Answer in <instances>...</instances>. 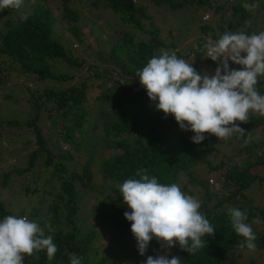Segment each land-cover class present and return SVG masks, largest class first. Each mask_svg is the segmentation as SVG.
Here are the masks:
<instances>
[{
	"label": "trees",
	"instance_id": "trees-1",
	"mask_svg": "<svg viewBox=\"0 0 264 264\" xmlns=\"http://www.w3.org/2000/svg\"><path fill=\"white\" fill-rule=\"evenodd\" d=\"M32 1V4H28L23 0L20 8H6L2 11L11 17L14 13L19 14V19L12 24L11 21L5 22L4 30L0 29V65H16L20 69V75L30 76L40 82L56 79L70 82L76 79L78 72L82 71L83 74H79L80 82L70 83L65 87H45L37 95L30 92V101L36 111L25 121L0 118V138L6 129L21 130L23 126H27L33 128L34 142L37 145L28 155L26 167L13 168L4 174L0 181L1 187H7L8 180L15 181L18 176L41 164L38 162L40 157L45 158L46 164L53 169L52 177L45 180L50 189L43 191L44 184L40 182L33 181L32 185L20 183L21 193L27 203H30V198L32 200L31 196L42 191L45 193L44 198H38V202L29 208L24 205L14 211L0 194V220L8 215L27 217L30 221L38 223L45 236H52L58 249L53 260L47 259L44 250L26 256L23 264H71L66 250L82 257V264H112L109 253H96L93 243L95 233H105L103 229L106 226L123 235L131 229V222L124 215L128 208L120 194L119 185L127 179H139L136 173L140 169H146L150 177L156 176L161 184H172L180 171L194 168L201 156H207L212 150L211 146L219 139L213 134L205 133L204 141L200 144L194 143L191 139L193 132L182 130L174 116L166 117L163 111L156 109L155 103L150 100L147 90L136 76L137 70L142 69L151 57L158 56L163 50L169 54L175 51L178 58L192 63L201 74L203 66L202 69L198 67L196 59L204 56L206 38L216 40L225 30L249 35L264 32V0H234L235 3L228 0L221 3L219 0H143L151 1L159 7H169L171 10L191 8L194 5L208 10L212 17L216 18V15L220 14L215 25L216 19L211 22L212 17L203 13L199 22L192 25L194 33L197 34L184 51L176 48L173 42L168 44L162 38L161 29L152 20L149 25H145L146 19H151L147 2L136 4L134 0H102L104 5L118 16V27L114 31L116 36L109 45L111 50L108 51V57L114 62L113 66L105 64L108 57L101 49L98 50V55L89 52L88 41L83 45L80 55L76 54L71 46L66 47L53 37L52 26L47 20V17L52 16L49 7L52 0ZM56 2L61 9L62 19L67 22L68 32L81 45L85 35L77 23L80 14L74 0ZM244 3L255 4L257 7L246 11L242 7ZM24 7L29 11L23 14L26 10L21 8ZM189 22L192 24L191 18ZM219 25L225 26L221 28ZM103 34L99 33V37L94 38L97 44L101 41L100 35L103 42ZM190 56L194 61H189ZM204 60L213 66L211 75L214 74L219 62L206 57ZM62 64L72 67L74 71L72 68L64 70ZM229 67L239 70L241 66L229 61ZM8 74L6 70H2L0 81ZM8 81L6 80V83ZM258 81L257 90L264 95V77L258 78ZM90 87L96 88L98 92V105L92 116L86 107ZM4 97L10 98V95L5 94ZM48 103L55 109L53 114L48 113V117L52 118L49 120V134L55 132L59 136L57 140H48L50 144L45 140L43 129L38 125L41 114L48 109ZM129 106L141 109L143 113L139 111V114H130ZM54 113L58 116L54 117ZM235 123L243 129L255 130L264 125V117L260 114H248L247 122ZM252 129L245 130V135H252ZM236 138L237 136H233L221 142L230 145ZM245 140L237 143L239 145L235 151V154H245L244 161L215 166L207 164L210 170L220 169L217 187L224 192L211 207H208L212 199L208 190L210 186L204 184L201 175L188 172L191 186L198 185L205 190L204 197L198 198L201 201L200 212L215 229L214 235L202 238L206 241L205 247L190 255L183 251L178 243L169 250L162 248L161 242L153 238L149 243L150 253L147 252L139 258V264H146L148 256L165 254H168L169 259L173 256L180 257L181 264H218L227 253L228 264H237L236 257L248 249H240L237 246L244 238L238 236L231 227L228 216L230 207L247 210L248 219L245 222L250 223L256 235V249L264 250V231L255 232L253 227L257 220L264 226V203L252 205V200L245 192L249 184H261L264 181V174L260 175L254 170L255 166L264 165V137L258 135L247 144ZM63 144L76 151L102 145L100 161L95 164L91 156L80 169H71L69 164L73 160V150L64 151ZM38 171H35V177ZM57 179L58 188L55 187ZM180 188L182 192H197L201 195L196 190ZM107 196L108 201L105 199ZM101 197V202L98 201L97 204ZM87 205L91 206L89 210ZM249 264L257 263L250 259Z\"/></svg>",
	"mask_w": 264,
	"mask_h": 264
},
{
	"label": "clouds",
	"instance_id": "clouds-1",
	"mask_svg": "<svg viewBox=\"0 0 264 264\" xmlns=\"http://www.w3.org/2000/svg\"><path fill=\"white\" fill-rule=\"evenodd\" d=\"M22 3L0 0V11L18 9ZM242 7L252 11L257 5L244 3ZM204 57L219 62L214 74L201 75L175 51L169 54L162 50L137 70L136 76L157 110L166 117L174 116L182 130L194 133V143L204 141L205 133L225 141L233 136L242 138L246 132L235 122H247L250 111L264 116V95L257 90L258 78L264 77V32L249 35L225 30L216 40L208 37ZM229 60L243 66L242 70L230 69ZM251 139L248 136L245 144ZM136 175L139 179L125 180L119 190L131 209L124 215L131 222L140 255H145L153 238L169 250L178 243L190 255L204 248L206 241L202 238L214 235L215 229L200 212V201L186 195L175 183H159L146 169ZM228 216L234 232L244 238L237 246L255 251L256 235L245 222L247 210L230 207ZM44 250L49 261L58 251L52 236H45L38 223L14 215L0 220V264H23L26 256ZM66 254L71 264H82V257L67 250ZM146 264H181V258L148 256Z\"/></svg>",
	"mask_w": 264,
	"mask_h": 264
},
{
	"label": "rangeland",
	"instance_id": "rangeland-1",
	"mask_svg": "<svg viewBox=\"0 0 264 264\" xmlns=\"http://www.w3.org/2000/svg\"><path fill=\"white\" fill-rule=\"evenodd\" d=\"M136 4L140 3H148V10L151 14V19H146L145 25H149L151 23V20L161 29L162 38L165 39V41L170 44L173 42L175 44V47L181 50H186L187 45L191 44L189 43L192 38L197 34L193 31L194 24H197L199 20L201 19L203 13H208L210 17L212 15L208 10H205L203 7H196L192 6L190 7H184L181 10H171L169 7H159L158 5L154 4L151 1H143V0H134ZM225 0H219V2H223ZM24 2L28 4H32V0H24ZM76 9L79 11L80 17L78 20V25L82 27V32L84 33V41L79 45V43L72 38L71 34L67 30V22L62 19L60 15V7L57 5L56 0H52L51 4L49 5L50 12L52 13V16L54 17H47V20L49 24L52 26V36L57 38L60 42H62L66 47H70L74 50L76 54H82L83 52V45L86 43V41L90 42V48H88L89 52H94V54L98 55V50L101 49L102 52L105 54L106 57L110 56L108 55V51H110L111 41L115 38L116 33L114 32L117 29L116 20L118 16L114 15L111 9L104 5V2L102 0H74ZM228 2L235 3L234 0H228ZM98 3V4H97ZM32 7L30 6V9ZM25 9L26 11H23V14L26 13L27 8H21ZM190 12H189V10ZM3 11V10H2ZM0 11V29L4 30V23L11 21L14 22L19 19V14L14 13L12 17L9 14L2 13ZM50 14V13H48ZM47 14V15H48ZM190 15L192 17H190ZM220 17V14L216 15L215 17L211 18V22H214V18L216 19V23H218V18ZM190 18L192 24H190ZM220 26V25H219ZM225 26V25H224ZM223 25L220 27L223 28ZM262 28L264 29V26L262 25ZM195 30V28H194ZM217 30H219L217 28ZM179 32L181 34H179ZM99 33H104V39L102 41V35L101 41L99 44H97V41L94 40V38L99 37ZM115 33V34H114ZM194 33V34H193ZM114 34V36H113ZM177 35H180L179 37ZM76 44V45H75ZM170 48V47H169ZM171 49V48H170ZM162 54V52L160 53ZM159 54V55H160ZM192 56H190L191 61ZM205 57H199L196 59V64L198 67L203 66V71L201 75L207 73L211 75L213 71V66L206 63L204 60ZM2 60V57L0 56V62ZM106 60L108 62L105 64H109L111 66L113 62L112 58L108 57ZM111 60V63H110ZM193 60V59H192ZM91 61V59H90ZM194 61V60H193ZM231 61V60H229ZM93 62V60H92ZM98 63L99 61H95ZM241 66V65H239ZM61 67H63L64 70H68V68H72L67 66L66 64H62ZM242 67H240L239 70H242ZM2 70H6L7 77H3V79L0 81V118L6 119L11 118L18 121H25L28 117L32 116L33 113H35L34 104L30 101V92H34V95H37L38 93H41L43 89L46 87H65L70 83H77L80 82L81 75L83 74L82 71L78 72L77 77L73 81H63V80H52V81H44L40 82L37 80H33L30 76L26 75H20V69L18 66L14 65L13 67L9 66H1L0 65V72ZM71 70L74 71L72 68ZM8 78V79H7ZM6 80L8 83H6ZM9 84V85H8ZM109 84V83H107ZM23 87H26L28 89H24ZM97 89L90 87L88 90V103L87 108L90 110L91 116L94 114V112L97 109L98 101L96 100L97 95ZM5 94H9L10 98L4 97ZM19 100V101H17ZM17 101V102H16ZM48 109L44 110L43 113L40 116V120L38 122L39 127H41L42 133L44 135L45 140L50 144L48 140H57L58 135L55 132H50L51 126H50V119L48 117V113L55 112V109L53 106H51L49 103ZM51 107V109H50ZM131 109L130 114H139V111H142L141 109H133L132 107H128ZM143 113V111H142ZM55 114V113H54ZM249 114H252L254 116H259L258 113L250 111ZM58 115H54V117H57ZM264 117V116H263ZM23 129L16 130V129H6L3 131L1 138H0V181L2 177L4 176L7 171L10 169H17V168H24L27 166L28 162V155L30 152H32L34 149L37 148V145H35V134L32 131V127L23 126ZM252 128H244V130H248ZM101 130V129H100ZM253 130V134L245 135L244 139H247L248 136H251L252 138L257 137L258 135L264 137V125L256 128ZM48 135H50L48 137ZM240 137H237L235 140H233L232 144L227 145L224 142H221L220 139H217L215 143L211 146L212 150L207 156H201L200 160H198L196 166L190 170H182L179 172L177 179L175 180V184H177L179 187H187L192 190L198 191L201 195H199L197 192H184L186 195H191L195 198L202 199L204 197V188L201 186L193 187L189 183V175L188 172H192L195 175L199 174L203 177L204 184L206 183L210 187H208V190L210 191L212 199L208 203V207H211L218 198H221L224 194L222 190H218V182H217V175L220 171V169L210 170L208 163L212 166L219 165V164H230L237 161H244L245 160V154H235L236 148L239 144L238 142H241V140H244ZM64 151L71 152L73 149L71 146L67 144L62 145ZM101 149L102 145H96L89 149L82 148L81 151L73 150V160L69 164L71 169L81 168L84 164H86V161L89 159V157L93 156L94 163H98L101 158ZM260 150V149H258ZM252 159V157H251ZM41 164H37L36 167H34L31 171L28 173L18 176L15 181L14 180H8L9 185L7 187H1L0 185V194L2 195V199L5 200L6 204L13 208L14 211H17L21 206L28 205V208L31 205H34L38 202V198L42 199L45 193L44 190L50 189L51 187H48L47 182L45 183L46 179H49L52 177V166H49L45 162V158L40 157V160L38 161ZM39 170L37 173L38 175L35 177V171ZM254 170H256L260 175L264 174V165L261 164L259 166H255ZM208 179H212L211 183L208 182ZM35 181L36 183H43L44 189L41 192H39L38 195L31 196L32 200L30 198V203H27L24 201V195L21 193V184L28 183L29 185ZM173 184V183H172ZM170 185V184H168ZM58 186V179L55 182V187ZM213 187V188H211ZM214 189L217 191L216 193H212V190ZM245 192L248 195L249 199L252 200V205L255 204H262L264 203V181L261 184L252 183L249 184L247 188H245ZM199 195V196H198ZM103 197L99 198L97 200L101 202ZM105 199L108 201L109 196L105 197ZM104 199V200H105ZM32 201V202H31ZM99 202V203H100ZM201 202V201H200ZM87 210L91 208L90 205H87ZM128 211L130 212L131 209L127 205ZM46 210L44 211V213ZM46 214V213H45ZM86 214V213H85ZM85 220L90 224L88 218H85ZM258 221V222H257ZM255 221L253 224L255 227V232H262L264 231V226L260 224L259 220ZM247 223V222H246ZM250 225V223H247ZM105 227V226H104ZM105 233H101V235L97 232L94 235V251L96 253L102 254V252L106 251L109 253V257L112 264H139L138 259L143 257L140 255L137 247V241L131 231L129 229V232L126 234H120L118 232H114L113 229L109 227H105L103 229ZM150 246L148 247L147 252H149ZM145 253V255H146ZM150 253V252H149ZM126 254V255H125ZM125 255V256H124ZM144 255V256H145ZM100 255H97L99 257ZM237 264H249V260L253 259L256 261L257 264H264V250H255L250 251L246 250L240 253L237 257ZM141 264V263H140ZM218 264H228V253L224 256V258L218 263Z\"/></svg>",
	"mask_w": 264,
	"mask_h": 264
},
{
	"label": "built area",
	"instance_id": "built-area-1",
	"mask_svg": "<svg viewBox=\"0 0 264 264\" xmlns=\"http://www.w3.org/2000/svg\"><path fill=\"white\" fill-rule=\"evenodd\" d=\"M211 181H212V179H208V182H210V183H211Z\"/></svg>",
	"mask_w": 264,
	"mask_h": 264
}]
</instances>
